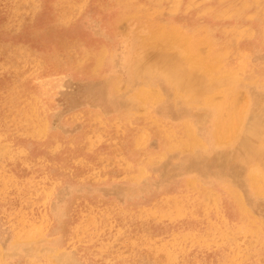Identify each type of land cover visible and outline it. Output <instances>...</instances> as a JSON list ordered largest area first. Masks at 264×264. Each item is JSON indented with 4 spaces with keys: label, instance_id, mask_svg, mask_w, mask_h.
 Returning <instances> with one entry per match:
<instances>
[{
    "label": "rangeland",
    "instance_id": "1",
    "mask_svg": "<svg viewBox=\"0 0 264 264\" xmlns=\"http://www.w3.org/2000/svg\"><path fill=\"white\" fill-rule=\"evenodd\" d=\"M0 264H264V0H0Z\"/></svg>",
    "mask_w": 264,
    "mask_h": 264
},
{
    "label": "bare ground",
    "instance_id": "2",
    "mask_svg": "<svg viewBox=\"0 0 264 264\" xmlns=\"http://www.w3.org/2000/svg\"><path fill=\"white\" fill-rule=\"evenodd\" d=\"M163 26V25H162ZM170 27V26H169ZM174 27V26H173ZM161 28V27H160ZM156 29H158V28H156ZM176 29V28H175ZM179 29V28H178ZM177 29V30H178ZM123 30V29H122ZM155 30V29H154ZM154 30H153V32H154ZM170 30H172V28L170 29ZM181 30V29H180ZM149 31V30H148ZM149 32H151V31H149ZM162 32V31H161ZM164 32H166V31H164ZM171 32V31H170ZM182 32V31H181ZM156 33H158L157 31H156ZM179 33V32H178ZM183 33V32H182ZM151 34V33H150ZM153 34V33H152ZM164 34V33H163ZM160 35V34H159ZM166 35H167V32H166ZM170 35V34H169ZM182 35V34H181ZM180 35V36H181ZM151 36V35H150ZM179 36V34L177 35V37ZM185 36V35H184ZM188 37H189V35H187ZM156 37H157V35H156ZM166 36H164L163 38H165ZM171 37V36H170ZM186 37V36H185ZM142 38H143V36H142ZM149 38V37H148ZM162 38V39H163ZM204 38H206V37H203V39ZM147 39V38H146ZM178 39H181V38H178ZM190 39V38H189ZM151 40H152V38H151ZM150 40V41H151ZM168 40V39H167ZM170 40V39H169ZM168 40V41H169ZM172 40V39H171ZM199 40V39H198ZM205 40H207V38L205 39ZM147 42H148V39L146 40ZM160 41H162V40H160ZM167 41V42H168ZM196 41V40H195ZM201 41V40H200ZM143 42V41H142ZM163 42L164 41H162V45H163ZM180 41H178V43H179ZM194 42V41H193ZM207 42V41H206ZM151 43V42H150ZM149 43V44H150ZM157 43V42H156ZM161 43V42H160ZM145 44V43H144ZM143 44V45H144ZM181 44H183V43H181ZM208 44V43H207ZM142 45V44H141ZM146 45V44H145ZM151 45V44H150ZM152 45H154L155 46V44H153L152 43ZM172 45V44H171ZM187 45H189V42L187 43ZM211 45V44H210ZM147 46H148V44H147ZM158 46V45H157ZM164 46H166V45H164ZM170 46V45H169ZM195 46V45H194ZM207 46V45H206ZM159 47V46H158ZM172 47V46H171ZM176 47H177V45H176ZM202 47V46H201ZM166 48H167V46H166ZM190 48V47H189ZM213 48V47H212ZM159 49H161V48H159ZM163 49V48H162ZM174 49V48H173ZM182 49V48H181ZM184 49V48H183ZM194 49H195V47H194ZM192 50H193V48H192ZM169 51V50H168ZM210 51V50H209ZM220 51V50H219ZM191 52V54H192V51H190ZM194 52V51H193ZM147 53V52H146ZM164 53H166V52H164ZM185 53V52H184ZM221 53H223V51L221 52ZM194 55H195V52L193 53ZM210 54V53H209ZM209 54H207V56H209ZM183 55H186V54H183ZM204 55H206V54H204ZM204 55L203 56H200V58L201 57H204ZM219 55H220V53H219ZM187 56V55H186ZM206 56V57H207ZM170 57H171V55H170ZM169 57V58H170ZM214 57V56H213ZM224 57V56H223ZM187 58V57H186ZM174 59H176V58H174ZM173 59V60H174ZM208 59H210V58H208ZM206 60V59H205ZM204 60V63H206V61ZM221 60V59H220ZM219 60V61H220ZM177 61V60H176ZM188 61L190 62V61H192V58L191 57H188ZM201 61V60H200ZM210 61V60H209ZM214 61V60H213ZM194 62V61H193ZM208 62V61H207ZM217 62V61H216ZM195 63V62H194ZM198 63V62H197ZM213 63V62H212ZM220 63V62H219ZM177 64V62L175 63H172V64H170L169 66H167L166 67V72L167 73H169L172 77H179V65H176ZM192 64V63H191ZM209 64V63H208ZM216 64V63H215ZM207 65V64H206ZM218 65V64H217ZM204 66V65H203ZM220 66H222V65H220ZM220 66H217V67H220ZM187 67V66H186ZM208 67H209V65H208ZM214 67V65H212V68ZM222 68V67H221ZM206 69V68H205ZM210 69V68H209ZM213 70H214V68H213ZM215 70H216V68H215ZM218 71V70H217ZM186 74V73H185ZM183 75V74H182ZM187 75H189V74H187ZM156 86V85H155ZM156 88V87H155ZM152 89V88H151ZM157 90H155V92H156ZM176 92V91H175ZM153 93V92H152ZM175 94V93H174ZM153 95H156V94H153ZM146 97H147V93H146V95H145ZM161 96V95H160ZM140 98H141V96H139ZM148 97H149V95H148ZM156 97H159V95L158 96H156ZM150 98H151V96H150ZM149 101V100H148ZM228 101V100H227ZM231 101V100H230ZM232 101H234V100H232ZM226 103V102H225ZM234 103V102H233ZM223 104H224V102H223ZM222 104V105H223ZM244 104V103H243ZM211 105V104H210ZM216 105V104H215ZM221 105V106H222ZM228 105H229V103H228ZM224 106H226L225 104H224ZM235 106V105H234ZM239 106V105H238ZM230 107V106H229ZM217 108H221L220 106H218ZM223 108V107H222ZM225 108V107H224ZM234 107H232V109H233ZM229 109V108H228ZM247 109V108H246ZM236 110H237V108H236ZM235 110V111H236ZM240 110V109H239ZM245 110V109H244ZM243 110V111H244ZM234 111V110H233ZM238 111V110H237ZM237 111H236V114H237ZM223 113V112H222ZM225 114V113H224ZM240 114V113H239ZM223 115V114H222ZM235 115V114H234ZM220 117H221V115H220ZM231 117H233V116H231ZM239 117V116H238ZM242 117V116H241ZM222 118H224V116L222 117ZM230 118V117H229ZM243 118V117H242ZM234 119V118H233ZM219 120V119H218ZM226 120H227V118H226ZM229 120V119H228ZM236 120V119H235ZM224 121V120H223ZM241 120H239V122H240ZM231 122V124H232V122L233 121H230ZM155 123V122H154ZM221 123V122H220ZM229 123V122H228ZM183 124V123H182ZM164 125V124H163ZM178 125V124H177ZM217 125V124H216ZM162 126V125H161ZM161 126H160V128H161ZM172 126V125H171ZM232 126V125H231ZM235 126V125H234ZM220 127V126H219ZM222 127V126H221ZM157 128V127H156ZM183 128H184V126H183ZM162 129V128H161ZM164 129V128H163ZM215 129V128H214ZM219 129V128H218ZM223 129H224V127H223ZM228 129V128H227ZM171 130V129H170ZM174 130V129H173ZM220 130V129H219ZM143 131V130H142ZM169 131V130H168ZM182 131V130H181ZM186 131V130H185ZM217 131V130H216ZM214 132V131H213ZM224 132V131H223ZM158 133H159V131H158ZM173 133V132H172ZM165 134V133H164ZM173 134H175V133H173ZM188 134V133H187ZM221 134V136H223L222 135V132L220 133ZM165 136V135H164ZM220 136V135H219ZM172 138V137H171ZM182 138V137H181ZM190 138V137H189ZM218 138V137H217ZM161 139V138H160ZM168 139V138H167ZM187 139V138H186ZM219 139V138H218ZM223 139V138H222ZM225 139H226V137H225ZM143 140V139H142ZM180 140V139H179ZM163 141V140H162ZM143 143V142H142ZM193 143V142H192ZM137 144V143H136ZM174 144L175 143H173V147H174ZM182 144V143H181ZM220 144V143H219ZM138 145V144H137ZM165 145V144H164ZM172 145V144H171ZM170 145V146H171ZM168 146V145H167ZM169 146V147H170ZM184 146V145H183ZM187 146V145H186ZM191 146V145H190ZM207 146V145H206ZM185 147V146H184ZM163 148V147H162ZM176 148H177V146H176ZM179 148H180V146H179ZM175 149V148H174ZM173 149V150H174ZM192 149V148H191ZM191 149H190V151H191ZM165 150V149H164ZM186 150V149H185ZM188 150V149H187ZM159 152V151H158ZM161 152V151H160ZM181 152V151H180ZM184 152V151H183ZM149 156V155H148ZM165 156V155H164ZM151 157V156H150ZM161 157V156H160ZM162 158V157H161ZM149 159V158H148ZM152 159V158H151ZM146 161V160H145ZM150 162V161H149ZM258 167V166H257ZM260 169V168H259ZM263 170V169H262ZM257 176L259 175V174H256ZM256 178V177H255ZM250 179V178H249ZM193 180V179H192ZM196 180V179H195ZM251 180V179H250ZM192 182V181H191ZM252 183V182H251ZM253 184V183H252ZM203 193V192H202Z\"/></svg>",
    "mask_w": 264,
    "mask_h": 264
}]
</instances>
